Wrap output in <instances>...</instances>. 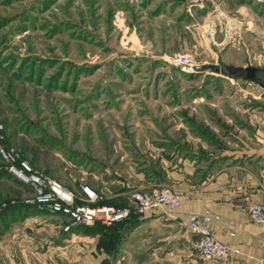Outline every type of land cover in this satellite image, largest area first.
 I'll return each instance as SVG.
<instances>
[{"label": "rangeland", "instance_id": "obj_1", "mask_svg": "<svg viewBox=\"0 0 264 264\" xmlns=\"http://www.w3.org/2000/svg\"><path fill=\"white\" fill-rule=\"evenodd\" d=\"M236 2L0 0V145L77 192L91 183L113 197L124 189L115 198L128 202L148 190L135 171L150 177L152 153L174 144L182 106L206 104L201 114L214 116L215 103L253 95L244 92L250 81L223 73L236 60L264 63L262 46L251 47L264 30ZM179 52L194 55L199 71L169 66ZM30 191L0 158V264H169L126 239L137 224L62 234L53 217L26 208Z\"/></svg>", "mask_w": 264, "mask_h": 264}, {"label": "crops", "instance_id": "obj_2", "mask_svg": "<svg viewBox=\"0 0 264 264\" xmlns=\"http://www.w3.org/2000/svg\"><path fill=\"white\" fill-rule=\"evenodd\" d=\"M233 5L234 9H250L256 23L264 30V3L237 0ZM255 40L260 43L252 42L251 47H263L264 61V40ZM258 62L254 57L249 62L236 60L233 63L264 67V63ZM250 83L252 85L244 92L253 95L237 104L215 103L214 116L201 114L206 104L182 106L181 110L190 112L187 115L183 111L176 113L173 127L177 132L174 131V136L168 135L174 144L167 152L161 147V152L152 153L147 166L150 177L135 171L133 182L137 187L166 186L182 197L177 210L158 208L141 218L128 232L127 240L136 237L137 252H151L153 259L162 256L169 264H264V226L255 222L250 213L254 203H264V88L254 81ZM197 109L200 111L195 113ZM178 130L184 132L183 135ZM133 173L129 171V174ZM89 185L103 196L100 201L118 202L115 197L124 194L113 197L107 195L106 187ZM203 212L216 217L212 222L216 237L240 249L239 253L232 254L228 263L203 261L196 254L197 235L189 231L185 220L190 213ZM51 217L62 234L76 233L63 232L56 217ZM127 227L124 225L123 228ZM232 230L236 232L234 236ZM21 250L9 247L6 254L16 255ZM31 250L28 246L24 248L27 260L31 258ZM4 256L1 261H6ZM44 260L47 264V259Z\"/></svg>", "mask_w": 264, "mask_h": 264}, {"label": "built area", "instance_id": "obj_3", "mask_svg": "<svg viewBox=\"0 0 264 264\" xmlns=\"http://www.w3.org/2000/svg\"><path fill=\"white\" fill-rule=\"evenodd\" d=\"M255 1L264 3V0ZM166 62L184 73L197 72L202 65L194 55L185 52L168 56ZM2 138L3 125L0 123V139ZM0 158L6 171L31 190L23 198L24 205L56 217L57 224L65 233L77 231L82 226L110 227L131 215H138L141 220L158 208L165 207L175 211L181 206V195L166 186L148 190L135 189L130 192L128 202L123 206L98 204L103 196L92 186L85 184L79 192L73 190L36 168L13 146L0 145ZM250 213L255 222L264 226V203H254ZM215 219L210 212L190 213L185 225L191 233L197 235L194 249L201 260L228 263L232 254L239 253L240 249L216 237L212 228ZM235 234L232 230L231 235Z\"/></svg>", "mask_w": 264, "mask_h": 264}, {"label": "water", "instance_id": "obj_4", "mask_svg": "<svg viewBox=\"0 0 264 264\" xmlns=\"http://www.w3.org/2000/svg\"><path fill=\"white\" fill-rule=\"evenodd\" d=\"M224 74L233 77H243L246 80L254 81L264 88V67H257L252 64L247 66L231 65L223 70Z\"/></svg>", "mask_w": 264, "mask_h": 264}, {"label": "trees", "instance_id": "obj_5", "mask_svg": "<svg viewBox=\"0 0 264 264\" xmlns=\"http://www.w3.org/2000/svg\"><path fill=\"white\" fill-rule=\"evenodd\" d=\"M22 156L25 157L23 154H22ZM124 191L125 190L122 189L118 193H124ZM124 201H126V200H123V201H120V202H113V201H110V200H108L107 202L99 201L98 204H116V205H122L123 206L127 202V201L126 202H124ZM25 206H26L27 209H33V211L40 212L39 210L35 209L34 207H31V206H28V205H25ZM139 221H140V218H139L138 215H131L126 220L121 221V222H118L115 225L110 226V227H106V226H102V227H97V226H94V227L93 226L92 227H90V226H82L78 230H83V231H86V232L87 231H92V232L94 231L95 232V229H98V230H111V231H114V232L116 231V233H117L120 230V228L122 230V228L124 227V225H128L129 227H131V226H134L135 224H137Z\"/></svg>", "mask_w": 264, "mask_h": 264}]
</instances>
